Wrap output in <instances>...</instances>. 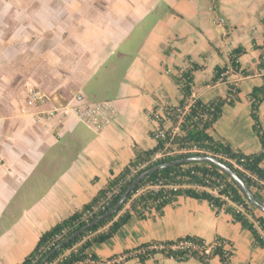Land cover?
<instances>
[{"label": "crops", "instance_id": "0c3cea01", "mask_svg": "<svg viewBox=\"0 0 264 264\" xmlns=\"http://www.w3.org/2000/svg\"><path fill=\"white\" fill-rule=\"evenodd\" d=\"M141 26L136 52L119 50ZM238 47L245 49L241 69L251 73L229 72L227 80L212 82L216 67ZM113 54L129 58L123 78L111 88L103 80L90 85ZM262 55L264 0H0V264L21 263L44 231L91 202L137 150L156 145L153 112L179 103L178 79L192 64L198 65L193 97H225L229 82L239 89V100L224 106L210 130L213 138L246 154L259 152L247 96L262 84ZM33 91L45 98L23 111ZM78 96L106 104L109 122L97 128L75 114ZM259 117L264 127V102ZM187 235L207 244L216 236L227 240L229 264H264V248L250 230L207 200L187 196L162 214L133 215L89 253L106 260ZM120 264L205 263L158 253L146 263ZM209 264L222 263L215 256Z\"/></svg>", "mask_w": 264, "mask_h": 264}, {"label": "trees", "instance_id": "16d2710c", "mask_svg": "<svg viewBox=\"0 0 264 264\" xmlns=\"http://www.w3.org/2000/svg\"><path fill=\"white\" fill-rule=\"evenodd\" d=\"M243 52H245L243 47L235 48L229 56V62L223 67H216L212 82L227 80L228 74L222 77V73L226 71L242 75L250 74L251 71L241 69L240 66L239 56ZM260 65L264 66V55L261 56ZM197 68L198 65L192 64L181 73V77L178 79L182 93L179 103L175 106H164V115L171 120L173 126H178L176 135L172 138L171 131L168 129L165 137L157 138L155 137L156 132H154L153 135L157 140L154 147L137 150L135 157L121 173L111 177L107 185L98 192L91 202L44 231L35 248L19 264H39L58 243L97 216L113 208L127 186L144 170L175 159L207 154L220 158L245 181L254 196L264 204V127L259 117L260 107L264 102V75L262 84L253 87L247 96L250 101L251 117L254 121L253 130L259 137L261 150L257 153L246 154L233 148L227 142L216 140L210 134V130L222 116L224 106L226 104L234 105L239 100L237 85L229 82V89L225 97L203 102L193 97V72ZM192 98L193 102L190 103L189 100ZM187 105H189L188 109H186ZM183 111H185L184 114ZM159 123L160 127L164 126L162 121ZM167 142L171 144L168 149H186L187 151L153 160L154 155L164 149ZM137 166L140 168L134 172ZM218 179L223 182L224 188L219 195H215L209 189L217 186ZM147 185H156L158 188H149L140 195L134 196L139 188ZM116 187H119L118 192L112 195L108 203L85 218V214ZM179 196L207 200L217 211L223 210L229 213L235 221L250 230L255 243L264 248V213L249 201L241 188L217 165L209 162H193L166 167L148 175L130 192L117 213L88 228L81 235L66 243L53 253L45 264H120L123 261L117 262L116 260L123 255L102 260L95 254L89 253V248L112 238L124 224L130 221L133 215L145 218L151 211L162 214L164 207L176 201ZM223 196H228L229 201ZM185 242H190L192 245L183 248L177 247ZM159 243L164 245L162 249L150 248ZM227 243V240L220 236H216L212 243L207 244L201 237L187 235L176 240L146 243L133 250H128L124 254H126L125 259L127 260L137 258L142 263H146L147 259L160 253L165 257L177 260L194 257L205 264H209L213 257L219 256L222 264H229L233 252L227 248Z\"/></svg>", "mask_w": 264, "mask_h": 264}, {"label": "built area", "instance_id": "2783aa9c", "mask_svg": "<svg viewBox=\"0 0 264 264\" xmlns=\"http://www.w3.org/2000/svg\"><path fill=\"white\" fill-rule=\"evenodd\" d=\"M227 74H228L227 71L222 73V77L226 76ZM44 98H45V95L43 93H41L40 91H33L27 97L23 111H26L30 107L36 106L37 104L41 103ZM77 99H78V104L73 106L72 111L75 114H77L79 117H81L83 120H88L97 128H101L102 126H104L105 124H107L109 122V120H108L109 108L107 107L106 104L84 103L82 96H78ZM189 102L192 103L193 98L191 100H189ZM164 106H170V104H168V103L162 104L158 110H155L153 112V115L151 117V118H153V120L157 121L158 123L162 121L164 124L163 127H160V123L158 124V127L155 129V132H156L155 137H157V138L165 137L166 131L168 129H170L171 136L173 138L178 131V126H173V123L171 122V120L164 115ZM188 107H189V105L186 106V109H188ZM56 111L57 110L49 111V112H46L45 114L50 117V116H53ZM181 112H182V110H181ZM184 113H185V111H183V114ZM181 118H182V116L180 115V119ZM168 146H171L170 142H167L166 147L164 149L158 151L154 155L153 160H156L158 158L165 157L168 155H174L177 153H181L183 151H187L186 149H176V148L171 150V149H168ZM139 168H140V166H137L134 169V172L137 171ZM217 181H218L217 186H215L213 189H209V191L215 195H219L220 191L224 188L223 182H221L219 179ZM184 186H187V185H184ZM149 188L157 189L158 186H156V185L143 186V187L138 189V191L134 194V196L140 195L141 193H143L144 191H146ZM118 189H119V187H116L113 191L109 192L106 198H104L100 203H98L96 206H94L92 210L88 211L85 214V218L89 217L90 215H92V213L94 211H96L97 209H99L100 207H103L106 203H108V201L112 197V195H114L116 192H118ZM263 192H264V189H263ZM223 198L229 201L228 196H223ZM191 245H192V243L185 242V243H181L177 247L183 248V247H190ZM163 247H164V245L159 243V244L152 245L150 248L160 250ZM194 248H197V247L194 246ZM125 258H126V254L121 256L116 261L120 262V261H123Z\"/></svg>", "mask_w": 264, "mask_h": 264}, {"label": "water", "instance_id": "95a60500", "mask_svg": "<svg viewBox=\"0 0 264 264\" xmlns=\"http://www.w3.org/2000/svg\"><path fill=\"white\" fill-rule=\"evenodd\" d=\"M193 162H209L212 164L217 165L220 169H222L224 172H226L231 179L241 188V190L243 191V193L245 194V196L249 199V201L260 211H262L264 213V204L261 203L255 196L254 194L251 192V190L249 189V187L247 186V184L245 183V181L234 171L232 170V168L226 164L225 162H223L220 158L213 156V155H193V156H188V157H184L181 159H175L172 161H168L165 163H161L155 166H152L146 170H144L140 175H138L125 189L124 193L122 194L120 200L118 201V203L111 209L107 210L106 212H104L103 214L97 216L94 220H92L91 222L87 223L86 225L80 227L78 230L74 231L71 235H69L68 237H66L63 241H61L60 243H58L43 259L39 264H45L46 261L48 260V258L55 253L56 251H58L60 248H62L66 243H68L69 241H71L72 239L76 238L77 236L81 235L84 231H86L88 228L93 227L94 225H96L97 223L101 222L102 220L108 218L109 216L117 213L120 208L123 206V204L125 203V201L128 198V195L130 194V192L135 188V186L137 184H139L140 182H142V180H144L148 175L164 169L166 167H170V166H175L178 164H184V163H193Z\"/></svg>", "mask_w": 264, "mask_h": 264}, {"label": "rangeland", "instance_id": "374dc122", "mask_svg": "<svg viewBox=\"0 0 264 264\" xmlns=\"http://www.w3.org/2000/svg\"><path fill=\"white\" fill-rule=\"evenodd\" d=\"M150 25V21L147 22V26ZM145 34V28L136 30L125 42L122 43L119 50L126 51L129 54H134L141 42L142 36ZM129 63V58H124L121 60L118 58L117 54H113L106 64L101 67L98 74L94 75L90 80L89 84L95 86L97 81L103 80L107 87H112L117 80L123 78L127 64ZM97 78V79H96ZM107 91V90H106ZM110 90L108 92L109 94ZM105 95H102L104 97Z\"/></svg>", "mask_w": 264, "mask_h": 264}]
</instances>
